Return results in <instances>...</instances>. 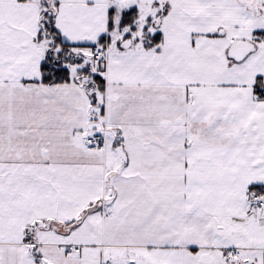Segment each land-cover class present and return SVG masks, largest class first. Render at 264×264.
<instances>
[{
    "label": "snow or ice",
    "instance_id": "snow-or-ice-1",
    "mask_svg": "<svg viewBox=\"0 0 264 264\" xmlns=\"http://www.w3.org/2000/svg\"><path fill=\"white\" fill-rule=\"evenodd\" d=\"M0 264H264V0H0Z\"/></svg>",
    "mask_w": 264,
    "mask_h": 264
}]
</instances>
